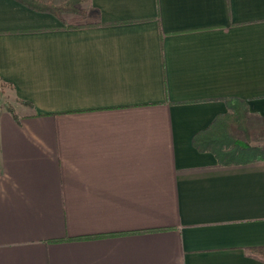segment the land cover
<instances>
[{"label":"crops","instance_id":"0c3cea01","mask_svg":"<svg viewBox=\"0 0 264 264\" xmlns=\"http://www.w3.org/2000/svg\"><path fill=\"white\" fill-rule=\"evenodd\" d=\"M80 7L0 0V264H264V160L193 145L264 118V0Z\"/></svg>","mask_w":264,"mask_h":264},{"label":"trees","instance_id":"16d2710c","mask_svg":"<svg viewBox=\"0 0 264 264\" xmlns=\"http://www.w3.org/2000/svg\"><path fill=\"white\" fill-rule=\"evenodd\" d=\"M22 4L37 11L50 12L62 17L63 12L85 14L80 4L86 0H18ZM0 87H13L0 78ZM229 111L219 114L209 127L196 133L193 145L200 151L212 152L221 165H231L264 160V147L246 142L237 131L245 132L249 129V113L247 101L237 98H225ZM24 104H31L19 100ZM7 109L15 117V108L11 103Z\"/></svg>","mask_w":264,"mask_h":264},{"label":"rangeland","instance_id":"374dc122","mask_svg":"<svg viewBox=\"0 0 264 264\" xmlns=\"http://www.w3.org/2000/svg\"><path fill=\"white\" fill-rule=\"evenodd\" d=\"M237 133L249 144L264 147V118L251 120L249 130Z\"/></svg>","mask_w":264,"mask_h":264}]
</instances>
